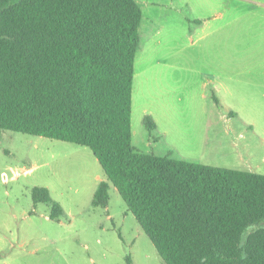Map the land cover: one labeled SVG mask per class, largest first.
Listing matches in <instances>:
<instances>
[{
    "label": "trees",
    "instance_id": "1",
    "mask_svg": "<svg viewBox=\"0 0 264 264\" xmlns=\"http://www.w3.org/2000/svg\"><path fill=\"white\" fill-rule=\"evenodd\" d=\"M143 18L136 0H0V133L89 148L108 179L93 204L108 207L111 183L165 264H264L263 174L133 145ZM32 195L64 216L46 189Z\"/></svg>",
    "mask_w": 264,
    "mask_h": 264
},
{
    "label": "rangeland",
    "instance_id": "2",
    "mask_svg": "<svg viewBox=\"0 0 264 264\" xmlns=\"http://www.w3.org/2000/svg\"><path fill=\"white\" fill-rule=\"evenodd\" d=\"M136 1L144 18L135 64L134 147L264 175V91L231 95L219 80L211 83L213 74L234 65L245 79L248 69H264V55L231 61L236 53L264 52V0ZM237 7L240 21L253 22L237 29L240 49L236 38L219 36L220 15L227 8L231 20ZM205 22L218 33L205 39ZM147 118L157 129L146 126ZM101 181L107 176L87 147L0 133V264H165L111 183L108 207L93 204ZM35 187L62 207L59 221L51 219V205L34 203Z\"/></svg>",
    "mask_w": 264,
    "mask_h": 264
},
{
    "label": "crops",
    "instance_id": "3",
    "mask_svg": "<svg viewBox=\"0 0 264 264\" xmlns=\"http://www.w3.org/2000/svg\"><path fill=\"white\" fill-rule=\"evenodd\" d=\"M231 9V8H228ZM252 8H250L249 10L245 11V17H249L250 14H252ZM227 8L225 9V11L220 15V20H223L224 24L223 26H219V30L220 28H222L220 30V32L222 30H224V32L219 33V36H223L226 35L225 37V42L228 41V37L233 38L232 42L235 40L236 38V42L234 44H237L236 48H238L239 45L242 44V42L244 41L238 34V30L237 29H244V28H251V24L253 22L250 21V18H248L246 21H240V16H242L243 11L240 10L239 7L236 8L235 11V18L231 19V20H226V13H227ZM257 12H255V16H257ZM243 16V17H244ZM204 31L206 32V35H204L205 39L211 37L212 35H216V33H218L216 31V29L214 28V24L213 23H209V22H205L204 24ZM234 25H237L236 27H234ZM233 26V29L231 28ZM227 28V30H226ZM142 29V27H141ZM226 30V31H225ZM240 49V48H238ZM264 55V52H259V53H248V54H242V53H236L235 55H233V59L231 61L234 60H251L252 58L254 60L260 59L262 56ZM242 58V59H241ZM159 63L162 62L163 60L160 59L158 60ZM240 66H232L229 69H222L219 70V74H213V79L211 80V83H217V81L219 80V85L222 87H225L227 89V91L229 92V94H237V92L240 89H247V90H252V92H254V90H257L259 92L264 91V69H248L246 71L247 75H246V79L242 78L243 74V68L239 69ZM223 79V81H222ZM207 83V81H205V84ZM217 87V85H216ZM218 88V87H217ZM262 97L264 98V93L262 95ZM230 116H235L234 113L231 112ZM157 126V125H156ZM157 129V128H156ZM166 134V133H165ZM155 154V153H152ZM157 156H161V157H168V156H163L160 154H155ZM102 182V181H101Z\"/></svg>",
    "mask_w": 264,
    "mask_h": 264
}]
</instances>
